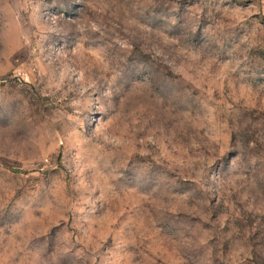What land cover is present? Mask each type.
Wrapping results in <instances>:
<instances>
[{"label":"rangeland","instance_id":"rangeland-1","mask_svg":"<svg viewBox=\"0 0 264 264\" xmlns=\"http://www.w3.org/2000/svg\"><path fill=\"white\" fill-rule=\"evenodd\" d=\"M0 264H264V0H0Z\"/></svg>","mask_w":264,"mask_h":264}]
</instances>
